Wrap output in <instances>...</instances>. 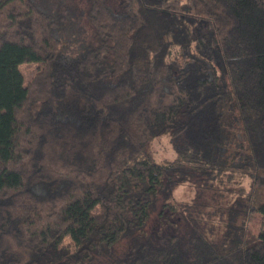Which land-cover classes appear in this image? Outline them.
Wrapping results in <instances>:
<instances>
[{"label": "trees", "instance_id": "16d2710c", "mask_svg": "<svg viewBox=\"0 0 264 264\" xmlns=\"http://www.w3.org/2000/svg\"><path fill=\"white\" fill-rule=\"evenodd\" d=\"M232 171L262 223L222 247L174 190ZM83 262L264 264V0H0V264Z\"/></svg>", "mask_w": 264, "mask_h": 264}, {"label": "rangeland", "instance_id": "374dc122", "mask_svg": "<svg viewBox=\"0 0 264 264\" xmlns=\"http://www.w3.org/2000/svg\"><path fill=\"white\" fill-rule=\"evenodd\" d=\"M219 60L221 57L217 51ZM222 63V62H221ZM217 65L222 77V81L229 83L230 79L226 68L217 61ZM39 66L38 62H25L21 64V70L24 73L26 82L32 78ZM225 75V78H224ZM240 129V118L233 103L226 106L225 114V130L229 134L233 133L231 129ZM223 153L229 159L232 154L231 145L225 143ZM151 151L158 160H168L175 156V149L169 134L161 135L154 139L150 144ZM227 170H230L228 168ZM235 175L233 183L229 185L224 175L218 183L208 178L207 175L198 174L176 186L174 190L173 202L178 206L176 212L180 217L181 224L189 226L195 218L207 226L214 229V235L219 245L225 247L224 238H230L237 235L238 227L243 223L249 226L253 232H258L261 227V216L258 213L249 212V202L246 193H240L242 187L247 185L249 178L244 174L233 173ZM215 180V179H214ZM184 217V218H183ZM155 223L152 220L151 225ZM162 223H165L162 221ZM128 243L124 240L120 245L121 252L128 247ZM115 257H117L115 255ZM113 260V259H111ZM83 262L82 264H85Z\"/></svg>", "mask_w": 264, "mask_h": 264}]
</instances>
